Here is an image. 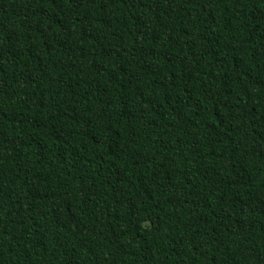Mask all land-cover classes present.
Wrapping results in <instances>:
<instances>
[{
    "label": "trees",
    "instance_id": "obj_1",
    "mask_svg": "<svg viewBox=\"0 0 264 264\" xmlns=\"http://www.w3.org/2000/svg\"><path fill=\"white\" fill-rule=\"evenodd\" d=\"M0 264H264V0H0Z\"/></svg>",
    "mask_w": 264,
    "mask_h": 264
}]
</instances>
